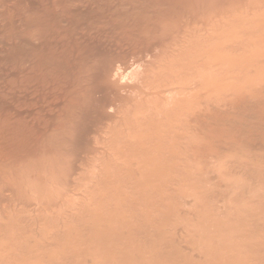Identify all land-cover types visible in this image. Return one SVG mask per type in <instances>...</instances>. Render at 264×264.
I'll return each instance as SVG.
<instances>
[{"label":"bare ground","instance_id":"1","mask_svg":"<svg viewBox=\"0 0 264 264\" xmlns=\"http://www.w3.org/2000/svg\"><path fill=\"white\" fill-rule=\"evenodd\" d=\"M176 198L264 209V0H0V264L51 246L68 209L169 210ZM52 209L67 213L48 218Z\"/></svg>","mask_w":264,"mask_h":264},{"label":"rangeland","instance_id":"2","mask_svg":"<svg viewBox=\"0 0 264 264\" xmlns=\"http://www.w3.org/2000/svg\"><path fill=\"white\" fill-rule=\"evenodd\" d=\"M176 200V201H175ZM178 199L176 198V199H173L172 200V205H171V207L172 208H170L169 210L168 209H150V210H148L149 208H147V207H145V208H142V206L141 205H139L138 203H136L138 206H136V205H134V206H132V205H129L127 202L125 203L124 202V204H125V206H127V207H131L130 209L129 208H127V207H125L124 206V204H123V206L122 205H120V206H118L117 208H115L116 206L114 205L113 207H111V208H113V209H106V212H105V209H98L96 206H91V208L93 207V209H87L86 211L84 210V209H81L82 211H84L83 212V214H82V211L80 210L79 211V209H77V210H75L76 212H78V213H76L75 211H74V209H71V210H73V211H71L70 209H68V213L66 212V210L67 209H61V210H63V212L64 213H67L69 216L68 217H64L65 219H64V221H62V222H65V221H67V222H65V224H66V226H65V224L62 226V228H60V230L58 231V233L60 232L61 234H59L58 235V233L56 234V236H55V238H57V239H55L54 238V243L53 244H56L57 246V248L59 247V250L55 247V245H51V246H48L47 248H49V249H47L45 246L43 247V248H40L41 250H43V251H41L40 249H35L34 250V252H35V256H34V254H33V257H32V255L30 256V257H27V261H29V262H32V264H52L53 262H54V264L56 263V264H70V262H71V264H127V263H129L130 262V264H205V262H206V259L208 258V259H210V258H212V260L213 259H215V261L213 260V264H219L218 262H220V263H222V264H224V262H226L225 264H228V262H229V264H237L238 262H236V261H239V260H242V261H240L239 262V264H256V262H257V264L259 263H263L264 264V262H261V260L262 259H264V235L262 234L263 232H264V228H263V230H262V227H264V209H256L257 211L259 210V212H257V213H255V212H250L251 210H254L255 211V209H243L244 210V212H243V210L242 209H237V210H239V211H237V210H235V209H200L199 210V208H197L198 206H195V210H194V208L192 209L191 207V209L188 207V206H185L186 208H184L182 205H180L179 203H180V200H178L179 201V203H178V201H177ZM174 202V203H173ZM176 202V203H175ZM129 206H128V205ZM135 204V203H134ZM174 204H178V205H180L179 207L176 205H174ZM182 204V203H181ZM140 206V207H139ZM174 206V207H173ZM95 207V208H94ZM123 209H122V208ZM134 209H133V208ZM177 207V208H176ZM188 207V208H187ZM124 208H127V209H125V211L128 213V214H126L125 213V215H122L123 217H125V219L127 220H124V219H122L123 217L122 216H120V214H124ZM135 208H136V210H138V212L135 210ZM140 208H142L143 209V213H141L140 214V212L142 211V209L140 210ZM147 208V209H146ZM176 208V209H175ZM182 208H184V209H182ZM97 209V210H96ZM115 209V210H114ZM122 209V210H121ZM132 209H133V212H131L132 211ZM146 209V210H145ZM198 209V211H196ZM55 210L56 209H52L51 211H50V213H51V215H50V213H49V215H48V218L50 217V216H52V217H50V218H53V216L54 217H57L58 216V213L60 212L62 215L64 214L63 212H61V210L60 209H57L56 210V212H57V214H56V212H55ZM93 210H96V211H93ZM119 210V211H118ZM148 210V211H147ZM157 210V211H156ZM166 212H165V211ZM183 210V211H182ZM204 210V211H203ZM223 210V211H222ZM226 210V211H225ZM242 210V212L243 213H241L240 211ZM250 210V211H249ZM71 211V212H70ZM92 211V212H91ZM99 211L101 212V215H100V213H99ZM110 211H112L111 213H109ZM114 211H117V214H116V212H115V214H114ZM140 211V212H139ZM152 211V212H151ZM168 211H170L169 213H168ZM176 211H178V213H179V215H178V213L176 212ZM189 211V212H188ZM228 211V212H227ZM246 211V212H245ZM263 211V212H262ZM75 212V213H74ZM88 213V215H87V213ZM95 212H98V214L96 213L95 214ZM105 212V213H104ZM120 212V213H119ZM121 212H123V213H121ZM146 212V213H145ZM148 212L150 213H153V214H148ZM181 212V213H180ZM200 214H198V213ZM202 212V213H201ZM206 212V213H205ZM220 212V213H219ZM240 212L241 214H239L240 215V217L243 215V214H245V216L247 215L249 218L251 217V220H250V222H249V220H248V217L246 216V219L242 216L241 218L239 217V215H238V213ZM249 212V213H248ZM54 213V214H53ZM59 213V214H60ZM71 213H73V214H71ZM86 213V214H85ZM132 214V213H134V215H133V217H132V215H130V214ZM136 213H137V215H136ZM157 213V214H156ZM167 213V214H166ZM175 213H177V215L179 216V218H178V216H173V215H176ZM184 213V214H183ZM189 213H191V214H189ZM233 213V214H232ZM237 213V214H236ZM249 215H248V214ZM253 215H252V214ZM255 213V214H254ZM262 213H263V216H259V215H262ZM53 214V215H52ZM82 214V215H81ZM95 216H94V215ZM104 214V215H103ZM111 214V215H110ZM141 216H140V215ZM155 214V215H154ZM159 214V215H158ZM160 214H161V217H159L160 216ZM173 214V215H172ZM184 216H183V215ZM196 214H198L199 216H197ZM214 214V215H213ZM216 214V215H215ZM75 215V216H74ZM79 216V218L80 219H78V216ZM81 215V216H80ZM83 215H84V217H85V215H86V217L85 218H83ZM96 215H97V217H96ZM106 215H107V219L105 218L106 217ZM119 216V218L117 217V216ZM128 215V216H127ZM144 215V216H143ZM146 215H149L150 216V219H149V216H147V218L145 219V217H146ZM154 215V216H153ZM157 215H158V217L159 218H157ZM166 215V216H165ZM168 215H170V216H168ZM195 217H194V216ZM218 215V216H217ZM236 215H238V216H236ZM255 215H258V216H255ZM74 216V217H73ZM94 216V217H93ZM101 216H104V217H101V219H100V217ZM112 216H114V218H115V216H116V218L117 219H114ZM132 217L133 218V220H136L137 218L139 219H137L136 221V223L132 220V218H130V217ZM139 216V217H138ZM156 216V217H155ZM174 218H173V217ZM186 216V217H185ZM188 216V217H187ZM231 216V217H230ZM235 216L237 217V219L239 218V219H241L240 221L241 222H243V223H236V222H239V219H238V221H236L235 219ZM70 217V218H69ZM90 217V218H89ZM92 217H93V219H92ZM112 218V219H114V220H112V219H110V218ZM121 217V218H120ZM141 217H144V218H141ZM163 217V218H162ZM193 217H194V219H193ZM198 217H200V219L198 220ZM211 217H213V218H211ZM221 217H223V218H221ZM256 217V218H255ZM258 217H263V218H259L258 219ZM74 218H75V220H74ZM83 218V219H82ZM87 218V219H86ZM98 218V219H97ZM106 220H105V219ZM130 218V219H129ZM156 218V219H155ZM164 218H168V220H166V219H164ZM181 218V219H180ZM211 218V219H210ZM67 219V220H66ZM73 219V220H72ZM90 219V220H89ZM120 219V220H119ZM121 219H122V221H121ZM141 219V220H140ZM149 219V220H148ZM160 219H161V222H162V220H164L162 223L160 222ZM190 219V220H189ZM196 219V220H195ZM221 219V220H220ZM222 219H223V221H222ZM256 219V221H254ZM261 219V220H260ZM263 219V220H262ZM72 220V221H71ZM77 220H79V221H77ZM83 220V221H82ZM87 220V221H86ZM90 222H89V221ZM96 220V221H95ZM111 220V222H108V221H110ZM146 220V221H145ZM152 220H153V222H152ZM157 220V221H156ZM198 220V221H197ZM202 220V222L200 223V221ZM203 220H204V222H206V224H207V222H209V226L210 227H208L207 225L205 226V224H204V222H203ZM206 220V221H205ZM230 220V221H229ZM243 220H245V221H247V224L243 221ZM259 220V221H258ZM72 222V223H74L75 222V224H70V222ZM86 221V222H85ZM91 221H92V223H91ZM118 221H120L119 222V224L118 225H114L113 224V222L115 223V222H117L118 223ZM124 221H126V222H124ZM133 221V222H132ZM143 221V222H142ZM177 221V222H176ZM183 221V222H182ZM188 221V222H187ZM196 222V224H195V222ZM213 221V222H212ZM227 221V222H226ZM229 221V222H228ZM234 223H233V222ZM236 221V222H235ZM251 221H254V224H255V222H256V224H257V222H258V224H257V226H256V224L253 226V223L251 222ZM81 222V223H80ZM83 222H85L84 224H82ZM96 222V223H95ZM103 222V223H102ZM138 222H140V223H138ZM148 224H147V223ZM156 222V223H155ZM172 222V223H171ZM194 222V223H193ZM197 222H199V225H197ZM211 222V223H210ZM263 222V223H262ZM76 223L77 224H79V225H81L80 226V229L82 230H80L79 229V225H76ZM103 225H102V224ZM108 223V224H107ZM109 223H110V225H109ZM127 223L129 224V223H131L128 227H130L131 226V228H127L126 226H127ZM133 223V224H132ZM144 223V224H143ZM150 223V224H149ZM153 223L154 224H156V225H153ZM157 223H158V225H157ZM160 223V224H159ZM181 225H180V224ZM223 223V224H222ZM249 223H251V224H249ZM261 223V224H260ZM70 224V225H69ZM87 224V225H86ZM89 224H91V225H89ZM96 226H95V225ZM98 224V225H97ZM125 225L126 224V226H122V225ZM135 224V226H133L132 227V225H134ZM146 224H147V227H150L148 230H147V227H146ZM170 224V225H169ZM179 224V225H178ZM184 224V225H183ZM193 224H195L194 225V227H193ZM232 224H234V226H236L237 227V229H235V228H233L234 226L232 225ZM239 224H241L240 225V227H242V228H240L239 227ZM245 225V226H247L246 228H245V226H242V225ZM248 224H249V226H248ZM73 226V228L72 227H70V226ZM100 225V226H99ZM108 225V226H107ZM113 226L114 225V227H113V231H112V228H111V231L113 232V235H112V232L110 231V226ZM120 225V226H119ZM139 226V228L137 229V227ZM177 225H178V227H177ZM191 225H192V227H191ZM215 225V226H214ZM238 225V226H237ZM259 225V226H258ZM260 225H262L261 227H260ZM67 226H68V228H69V230H68V228H67ZM76 226V227H75ZM89 226V227H88ZM94 226V227H93ZM102 226V227H101ZM106 226V228L107 229H109V230H107V229H104V227ZM118 226V227H117ZM145 226V227H144ZM151 226H153V228L151 227ZM184 226V227H183ZM190 226V227H189ZM200 226V227H199ZM205 226V227H204ZM233 226V227H232ZM250 226H251V228H250ZM66 227V228H65ZM75 227V228H74ZM85 227H86V229H85ZM123 228V229H120V228ZM175 227V228H174ZM195 227H196V230H195ZM201 228V227H203L202 229H203V231H202V229H199V228ZM209 228V231H207L208 230V228ZM239 227V228H238ZM254 227V228H253ZM258 229H257V228ZM259 227L261 228V229H259ZM71 228H72V230H71ZM88 228V229H87ZM89 228H90V230H89ZM94 228H97V229H95L94 230ZM100 228H101V230H103L104 229V231H101L100 230ZM119 228V229H118ZM126 228L128 229L127 231H125L126 230ZM133 228V229H132ZM140 228H142V230L140 229ZM152 228V229H151ZM154 228H155V230H154ZM182 228V229H181ZM193 228H194V232H193ZM198 228V229H197ZM207 228V229H206ZM226 228V229H225ZM253 228V229H252ZM256 228V229H255ZM62 229H64V230H62ZM66 229H67V231H69L68 232V234L71 232V231H73V232H71L70 234H69V236L71 235V234H73V236H74V238H75V240L74 241H76V244H74L75 242H73V241H71L70 239H71V236H70V238L68 237V235H67V232H65L66 231ZM75 230V232H74V230ZM92 229V230H91ZM115 229H116V231H115ZM131 229V230H130ZM134 229H136L135 231H136V233H135V231H133ZM145 229V230H144ZM150 229H151V231H150ZM156 229H157V231H156ZM177 229H178V231H177ZM179 229H180V231L182 232H180L179 231ZM215 229L217 230V229H220L219 231L221 232V231H223L224 229V231H226V233L223 231V233H221V234H224V236L228 233V231L230 230L231 232H233V234L234 233H237L238 235L240 234V236H243L244 234H246V235H244L243 236V238H241V240H240V238H239V236L237 235V234H232L231 232V234L232 235H230V233H228L225 237H223V235L221 236V234H219L220 232H218V230L217 231H215ZM233 229V230H232ZM239 229H241V230H239ZM242 229H244L245 231H242ZM249 229V230H248ZM78 232H77V231ZM85 230V231H84ZM99 230H100V232H99ZM117 230H119V231H117ZM130 230V232H133L132 234L129 232L128 234L129 235H135V237L136 236H138V237H136V238H134V236L132 237L131 236V239H130V236L127 234V232ZM143 230L145 231V232H143ZM159 230V231H158ZM184 230V231H183ZM190 230H191V233H190ZM202 232H201V231ZM205 230H206V232H205ZM236 230V231H235ZM248 230V231H247ZM253 230V231H252ZM79 231H80V234H78L79 233ZM91 231V232H90ZM92 231H94V232H92ZM97 231V232H96ZM106 231H109V232H111V236L109 235V232H107L106 233ZM148 231H150V232H148ZM156 231V232H155ZM211 231V232H210ZM235 231V232H234ZM240 232V233H238V232ZM241 231H242V233H241ZM250 231V232H249ZM256 231H261L262 233H256ZM65 233V234H63V233ZM81 232H82V235L85 233V235L84 236H82L81 235ZM101 232H103V234H105L107 237H109V238H107V237H104L105 239L107 238V240L105 241V239L104 238H101V237H103V236H105V235H103ZM141 232V233H140ZM147 232V233H146ZM152 232H153V234L154 235H152ZM175 232V233H174ZM183 232H185V234L183 233ZM200 234H199V233ZM215 232H218V233H216V236H217V234H218V236L216 237V236H214L215 235ZM243 232H244V234H243ZM253 232H255V233H253ZM77 233V234H76ZM91 233H93L92 235H89V234H91ZM97 233V234H96ZM98 233H100V235H102V236H100ZM119 233H121V234H119ZM123 233V234H122ZM125 233V234H124ZM135 233V234H134ZM140 233V234H139ZM179 233V234H178ZM192 233L194 234V235H192ZM203 233V234H202ZM205 233V234H204ZM212 233V234H211ZM214 233V234H213ZM248 233V234H247ZM253 235H251V234ZM79 235V236H75V235ZM118 234V235H117ZM146 234H148L149 236H147ZM156 234V235H155ZM196 234V235H195ZM199 234V236H200V238H199V236H197ZM208 234H209V238H208ZM250 234V235H249ZM255 234H258V235H260V236H257V235H255ZM69 238H67L66 236ZM97 235H98V240H99V242L101 243V239H102V242L103 243H99V242H96V243H93L94 241L93 240H96L97 239ZM117 235V236H116ZM120 235V236H119ZM123 235V237H121ZM145 235V237H143ZM176 235H177V237H176ZM185 235H187V237L185 236ZM190 235V236H189ZM230 237H229V236ZM263 235V236H262ZM62 236H64V238L62 237ZM82 236V237H81ZM88 236V237H87ZM93 236H95L94 237V239L92 240V242L90 241L91 240V238ZM100 236V237H99ZM125 236V237H124ZM126 236H128V238L126 237ZM140 236V237H139ZM160 237V238H158V237ZM192 236V237H191ZM196 236V237H195ZM204 238H203V237ZM205 236H207V237H205ZM231 236H232V238H231ZM252 236V237H251ZM257 236V237H256ZM62 239H61V238ZM78 237H79V239H78ZM119 237V238H118ZM121 237V238H120ZM150 237V238H149ZM213 237V238H212ZM214 237H216V238H218V237H220V238H224V240H225V238L226 239H228L225 243L223 242L222 243V241H223V239H221L220 240V238H219V240L217 239L216 240V238H214ZM246 237H249V238H246ZM251 237V238H250ZM255 237V238H254ZM66 238V241L64 240ZM82 238V239H81ZM85 238V239H84ZM88 238V239H87ZM96 238V239H95ZM145 238V239H144ZM183 240H182V239ZM197 238V239H196ZM210 239V240H212V241H208V239ZM235 238V239H234ZM257 238V239H256ZM261 238H262V240H261ZM59 239V240H58ZM117 239V240H116ZM118 239H120V240H118ZM125 239H127V240H125ZM129 239V240H128ZM134 239V240H133ZM141 239H142V243H141ZM147 239V240H146ZM190 239H191V241H190ZM206 239V240H205ZM236 239H239L238 240V243H239V245H238V243H235V242H237V240ZM242 239H247V242L245 243V241H243ZM250 239H251V242H250ZM63 240V241H62ZM68 240V241H67ZM78 240V241H77ZM87 240V241H86ZM97 240V241H98ZM137 242H136V241ZM154 240V241H153ZM176 240H178V241H176ZM186 240V241H185ZM194 240V241H193ZM200 240V241H199ZM203 240V241H202ZM205 240V241H204ZM258 240H260V241H258ZM69 241H71V242H69ZM82 241V242H81ZM86 243H85V242ZM89 241V242H88ZM109 241L112 243H109ZM115 241V242H114ZM147 243H146V242ZM182 241V242H181ZM185 241V242H184ZM188 241V242H187ZM190 241V242H189ZM216 241H218L217 243H219V244H217V245H219L218 247H221V248H219L220 249V251H221V253H220V251H217L218 250V247H217V245H215L216 244ZM239 241H241V245H240V242ZM253 241H255V242H253ZM57 242V243H56ZM63 242H68V243H64L63 244ZM79 242H81V244L79 243ZM122 242V243H121ZM143 242L145 243V244H143ZM149 242V243H148ZM156 244H155V243ZM197 243V244H195V243ZM201 242V243H200ZM203 242H205V243H203ZM208 242V243H207ZM211 242H212V246H211ZM259 242V243H258ZM261 242V243H260ZM263 242V243H262ZM59 243V244H58ZM73 244V246H72V244ZM83 243H84V245H83ZM88 243V244H87ZM92 243V244H91ZM109 243V244H108ZM120 243V244H119ZM126 243V244H125ZM184 243V244H183ZM198 243L202 246H199L198 245ZM203 243V244H202ZM229 243V244H228ZM243 243H244V246H243ZM252 243V244H251ZM63 246H62V245ZM68 244V247H66V245ZM86 244H87V246H86ZM89 244H90V246H89ZM114 244V245H113ZM134 244H139V246H137V245H135V246H133ZM153 246L154 244H155V246H156V248H155V246H151V245ZM193 244V245H192ZM208 244V245H207ZM226 244V245H225ZM246 244V245H245ZM248 244H251V245H248ZM261 244V248L259 247V245ZM59 245H61V246H59ZM70 245V246H69ZM81 245V246H80ZM83 245V246H82ZM92 245V246H91ZM125 245H126V247H125ZM147 245L149 246V247H147ZM182 245V246H181ZM214 245V246H213ZM229 245V246H228ZM235 245H237L236 247H237V249H236V247H234ZM252 245H255L254 247L252 246ZM72 246V247H71ZM89 246V247H88ZM102 246V247H101ZM124 246V247H123ZM177 246H178V248H177ZM180 246V247H179ZM188 246V247H187ZM208 246V247H207ZM216 246V247H215ZM223 246H224V248H223ZM243 246V247H242ZM249 246V247H248ZM51 247V248H50ZM54 247V249H52ZM69 247H70V249H69ZM110 247V248H109ZM113 249H112V248ZM186 247V248H185ZM191 247V248H190ZM196 247V248H195ZM203 247H207V248H204L203 249ZM215 250V252H214V250L212 249V248ZM252 247L254 248V249H252ZM256 247V248H255ZM257 247H259V250H258V248ZM61 248V249H60ZM74 248V249H73ZM82 248V249H81ZM94 248V249H93ZM97 248V249H96ZM140 248V249H139ZM143 248V249H142ZM185 248V249H184ZM190 248V249H189ZM199 248H201V249H199ZM211 248V249H210ZM249 248V249H248ZM45 249H47L46 251V253H45ZM52 249V250H51ZM73 249V250H72ZM128 251H127V250ZM133 250V252H132V250ZM137 249V250H136ZM138 249H139V252H138ZM187 249V250H186ZM197 249V250H196ZM203 249V250H202ZM207 249V251H205ZM208 249H209V252H208ZM230 249H233V250H230ZM250 249L253 251H251L250 252ZM54 250V252H52ZM66 250V251H65ZM69 250H70V252H69ZM72 250V251H71ZM75 250V251H74ZM106 250V251H105ZM125 250V251H124ZM131 250V251H130ZM135 250V251H134ZM186 250V251H185ZM188 250L190 251V253L188 252ZM191 250H192V252H191ZM229 250V251H228ZM249 250V251H248ZM263 250V251H262ZM37 251H39V252H42V253H38L39 254V256H36V255H38V254H36L37 253ZM130 251V252H129ZM146 251V252H145ZM148 251V252H147ZM195 251V252H194ZM205 253H204V252ZM262 251V252H261ZM74 252H75V255H74ZM104 252V253H103ZM126 252V253H125ZM129 252V253H128ZM138 252V253H137ZM151 252V253H150ZM199 252V254H196L195 255V253H198ZM210 252H213V253H211L210 254V256L213 254V256H214V258L213 257H209L208 255V253H210ZM218 252V253H217ZM224 252V253H223ZM248 252V253H247ZM254 252H257V254L256 253H254ZM258 252H261L260 254L258 253ZM58 253V254H57ZM68 253V256L66 255ZM71 253H72V256H71ZM103 253V254H102ZM132 255H131V254ZM137 253V254H136ZM166 253H168V254H166ZM215 253L217 254V255H215ZM70 254V255H69ZM81 254V255H80ZM113 254V255H112ZM149 254V255H148ZM190 254H193V255H190ZM202 254V255H201ZM207 254V255H206ZM219 254V255H218ZM231 254V255H230ZM243 254V256H241ZM249 254H250V256H249ZM251 254H252V256L253 257H251ZM254 254V255H253ZM43 255V256H42ZM106 255V256H105ZM122 255V256H121ZM129 256V259H131L130 261H128L129 259H127V257L125 258V256ZM134 258H132L131 256ZM165 255V256H164ZM200 255V256H199ZM206 257V258H204V256ZM235 255H237V256H235ZM246 255V256H245ZM258 255V259H259V261H258V259L257 258H254V257H256ZM64 256V257H63ZM139 256H140V259H139ZM145 256V257H144ZM161 256V257H160ZM176 256V257H175ZM194 256H196V258L194 257ZM203 256V257H202ZM208 256V257H207ZM218 257V258H215V257ZM226 256V257H225ZM233 256V257H232ZM238 256H239V258H238ZM263 256V257H262ZM53 257V258H52ZM55 257V258H54ZM66 257V258H65ZM70 257V258H69ZM118 257V258H117ZM124 257V258H123ZM170 259H169V258ZM191 257V258H190ZM199 257H202V258H204V259H201V260H199V262H198V258ZM222 257H224V258H222ZM236 257V258H235ZM241 257V258H240ZM245 257V258H244ZM31 258V260H28V259H30ZM33 258H36L35 259V261L34 260H32ZM39 258H42V259H40L39 260ZM49 258V259H48ZM60 258V259H59ZM74 258V259H73ZM112 258V259H111ZM122 258V259H121ZM136 258V259H135ZM167 260H166V259ZM195 258V259H194ZM231 258V259H230ZM234 258V259H233ZM56 259V260H55ZM72 259V260H71ZM84 259V260H83ZM126 259H127V262H126ZM156 259V260H155ZM173 259V260H172ZM193 259V260H192ZM200 259V258H199ZM207 259V260H208ZM221 259V260H220ZM37 260V261H36ZM39 260V261H38ZM66 260V261H65ZM144 260V261H143ZM160 260H162V261H160ZM173 262H172V261ZM205 260V261H204ZM218 260V261H217ZM222 260H224V261H222ZM246 260V261H245ZM249 262H248V261ZM27 261H25L26 262V264H31V263H29V262H27ZM33 261L35 262V263H33ZM40 261H43V262H40ZM59 261H60V263H59ZM114 261V262H113ZM135 261H137L136 263H135ZM183 261H185V262H183ZM189 261V262H188ZM190 261H192V262H190ZM236 263H235V262ZM262 261H264V260H262ZM18 262V261H17ZM52 262V263H51ZM65 262V263H64ZM126 262V263H125ZM166 262V263H165ZM201 262V263H200ZM203 262V263H202ZM208 262L209 263H211L212 261L211 260H208ZM208 262H206V264H208ZM242 262V263H241ZM245 262V263H244ZM252 262V263H251ZM18 264V263H17ZM212 264V263H211Z\"/></svg>","mask_w":264,"mask_h":264}]
</instances>
